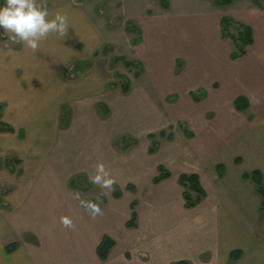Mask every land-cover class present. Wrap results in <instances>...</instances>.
Wrapping results in <instances>:
<instances>
[{"label": "crops", "instance_id": "crops-1", "mask_svg": "<svg viewBox=\"0 0 264 264\" xmlns=\"http://www.w3.org/2000/svg\"><path fill=\"white\" fill-rule=\"evenodd\" d=\"M159 1L161 11L143 13L141 17L132 15L139 17L137 22L132 19L141 32L133 43L135 59L142 64L143 70L137 77L135 74L140 71L136 68L134 78L125 81L130 84L128 92L123 90V85L119 91H111L96 66L78 77L67 74L91 54L94 43L103 48L108 40L106 30L95 25L87 8L74 0H47L50 12L67 14L68 34L64 39L57 34L49 35L36 52L26 49L22 43L17 46V39L4 32L12 41L9 40L10 45L7 46L9 38L0 40L3 41V44L0 43V103L4 104L0 117V193L3 197L0 204V264H176L182 261L190 264H229L231 252L238 249L243 255L234 264H264L261 196L256 186L250 187L247 185L249 181L243 179L244 173L253 170H260L264 177V124L238 140L236 152L222 148L202 154L196 146L188 145L190 149L177 151L173 166L167 161L155 164L139 148V136L146 134L151 140L147 148L150 156L163 151V144L154 139L159 148L155 153L150 152L153 143L150 135L156 138L155 130H159L161 137H166L169 143H175L174 134H166L167 127H173L174 122L188 139L195 138L194 128L198 123H204L202 118L207 114L205 109L198 110V104L204 100L210 99L216 108H225L230 113L239 111L238 107L231 109L229 101L234 106L235 100L246 98V94L254 91L253 87L245 88L240 81L234 89L233 80L238 79V71L221 65V60L208 62L193 57L206 47L202 44V35H212L216 46L219 43L233 46L231 55L237 50L233 39L223 36L224 17L252 29L254 42L246 47L247 56L248 48L256 44L258 17L252 20L240 12L223 13L222 9L234 6L237 1H245L247 4L243 5V9L256 8L261 12L259 4H253L254 0H234L228 5H221L215 0H205L209 10L199 8L190 12L171 4L169 0ZM235 28L237 34L238 28ZM164 46H181L179 49L183 52L182 56L189 59L190 67L184 62L183 67L178 69V61L173 64L172 59L165 60L161 52ZM148 70L152 77L143 83ZM207 70L215 78H222L230 84L233 90H229V86L226 92L212 93L211 90L209 93L206 87L201 86L202 72ZM177 89L188 91L190 98L187 102L179 104ZM202 93L205 95L199 100L193 96ZM215 93L217 96L212 97L211 94ZM121 94L131 95L134 99L132 111L125 116H130L133 121L127 129L132 135L115 139L113 137L121 133L118 128L114 129L117 133L108 134L110 138H99L98 134L91 137L89 133H83L89 131L91 121L99 119L96 110L105 109L106 104L102 101L110 97L120 98ZM153 98L161 99L164 104L161 109L165 114L157 110L159 107H154L151 103ZM250 108L248 105L244 111ZM84 116L90 122L84 123ZM76 119L82 121L77 123ZM181 123L194 136H187ZM4 125L13 128V131L3 130ZM123 139L130 142L125 150L118 147V142ZM205 143L209 145V142ZM134 150L137 152L131 157L124 154ZM75 153L80 154L76 159ZM238 155L251 157L244 161ZM98 162L110 170L117 181L115 186L120 187L122 192L129 185L136 193L142 189L147 192L151 187L165 190L178 195V204L174 205V209L183 205L185 211L196 213L198 217L171 220L173 224L163 225L160 230L164 233L162 236L119 234L121 214L117 212L120 210L117 202L122 200L123 195L116 198L114 190L111 191L116 201L111 202L108 195H102L101 191L99 199L103 201V215L96 219H92L72 198L75 192L72 183L79 179L87 186L81 190L78 187L76 191L84 195L88 193L87 200L90 199V189L93 193L99 188L89 180ZM161 165L170 170L171 176L155 184L153 180ZM183 173L199 174L207 192L203 202L193 209L184 206L183 188L179 184ZM223 197L235 204L244 222H239L226 210ZM135 200L138 201V226H126L130 212L125 222V228L130 231L141 227V203ZM129 208L131 211V204ZM64 215L73 219L74 229H65L60 225V217ZM248 221L253 223L250 230L245 227L249 225ZM255 226H260L261 231L253 229ZM105 235L114 239L115 246L108 259L102 260L97 250ZM242 235L245 240H241ZM234 236L240 241L233 242L231 239Z\"/></svg>", "mask_w": 264, "mask_h": 264}, {"label": "rangeland", "instance_id": "rangeland-1", "mask_svg": "<svg viewBox=\"0 0 264 264\" xmlns=\"http://www.w3.org/2000/svg\"><path fill=\"white\" fill-rule=\"evenodd\" d=\"M0 0V6H1ZM76 4L81 5L82 7L87 8V10L92 14L93 18L92 21L95 25H98L101 28H104L106 30L107 35V43L106 45L101 48L100 44L94 43L95 46H93V51L88 57H85L80 62H89L91 65L89 68H87L85 71L90 69L93 66H96V69H98L102 75L105 77L109 84V89L112 90H120L121 85H125V82L127 79H133L135 71L137 70L135 67L128 68L124 64L123 60L117 61L116 58H126V60H132L136 61V49L135 44L133 43L134 40L137 38V34H131L127 31V26L130 22H137L139 20V17L144 13H157L160 7V1L159 0H74ZM171 4H175L176 6H179L182 9H185L190 12H194L199 10V8H203V10H209L210 8L207 7V3L205 0H169ZM253 2V1H251ZM247 4L245 1H237L234 3V6L224 7L222 9L223 13H229L232 11L240 12V14L245 15L247 18H250L252 20H258V29L255 30L256 32V44L252 48H248V55L244 58H240L238 60L232 61V58L230 57L231 51L234 48L230 44H221L219 43L218 46L214 44L213 36L212 35H202V44L206 45L199 54L193 57L195 60H206L208 62H212L217 59L222 61L221 65H226L227 68H234L236 71H238L240 74L238 79L233 80L234 81V89L238 85V83L241 81L243 87H253V92L248 95L245 99L249 102V106L251 107L249 110L240 112L234 111V113H230L228 110H225V108L219 107L216 108L214 104H211V100H204L203 102L198 104V110L199 109H205L207 111V114L203 115L202 121L204 123H198L199 125L195 127L194 131L196 133L195 138L188 139L183 131L178 127L177 123L174 122L173 127H167L166 134H174L175 137V143H169L166 139V137H161L159 134V130H155L156 132V140L159 141L161 144H163V151L156 153L154 156H150V153H148L147 148L151 144V140L148 139L147 135L139 136L140 143L139 148L141 153L149 160H154L155 164L161 161H167L172 166L175 165L176 162V156L178 150H188L190 149L188 145L196 146V150H199V153H207V150H216V149H222V148H229L232 151H237V148L235 145L237 144L238 140H241V138L244 135H248L249 131H251L253 128L261 126L264 124V0H259V2L253 4H259L257 5L261 12H258L256 8H242L243 5ZM252 4V3H251ZM241 7V8H240ZM161 11V10H159ZM132 15H138L133 16ZM166 16V15H164ZM162 18H165V17ZM260 16V19H259ZM133 19V21H132ZM236 28L234 25L231 26V32L236 34ZM186 37V36H183ZM9 38L7 42L12 39ZM187 38H189L187 36ZM3 41H0L1 44ZM7 46L10 45L8 42L6 44ZM16 45H20V42L17 40ZM182 49H186L183 45ZM181 46H178V48H174L172 46H164L163 49H161V52L164 54V59H172L173 64L176 63L178 60L181 62H187L188 67H190L189 59L185 56H182V50L179 49ZM98 48L97 51H95ZM101 48V49H100ZM108 48V52H104V49ZM187 52V49L185 50ZM177 55V57H175ZM179 57V58H178ZM234 60V59H233ZM249 62V63H248ZM79 63V62H78ZM233 63V64H230ZM248 63V64H247ZM85 71L76 74L74 72V67L71 68L67 74L73 77H78L81 74H83ZM75 74H74V73ZM143 83L148 82L149 77L151 76V71H147L145 73ZM197 76L199 74L197 73ZM202 87H206L207 91L210 93L212 90V93L215 92H222L229 88V90H233V87H231L230 84L226 83L222 78H215L210 70H207L206 72H202ZM210 81V82H208ZM217 81V83H216ZM208 83V84H206ZM216 85L214 86V84ZM153 89V88H152ZM194 90V89H193ZM177 92L180 95V102L179 104H183V102H187L188 97V91H184V89L179 90L177 89ZM226 92V91H225ZM243 93L242 95H244ZM199 95V93H197ZM210 95V94H209ZM214 96H217V94H211ZM210 95V96H211ZM209 96V97H210ZM211 98V97H210ZM121 99V100H119ZM163 100V99H162ZM154 104V107L157 108L161 113L162 111L161 107H163V102L160 100H157V98H153L151 100ZM105 103L104 107L105 109L100 108L96 110L97 116L99 119L97 121H91L92 126L91 128L88 127V132L83 133H89V136L98 134L99 138H110L108 134H111V132L117 133L115 130L118 128L121 130V133H117L115 135V139L122 138V136H130L132 133L128 131L131 117L127 116L129 112L132 111V105L134 104V99L131 97V95H123L121 94L120 98H113L110 97L109 99H105L102 101ZM109 106L112 108L109 110L107 107ZM229 106L232 109L233 106L232 101H229ZM4 104L0 103V117H1V110H3ZM107 109V112L105 111ZM110 113V114H109ZM165 114V113H164ZM110 115V116H109ZM102 116H107V118H103ZM165 115H163L164 117ZM68 117V116H67ZM66 117V119H68ZM77 117V116H76ZM207 117V118H206ZM77 120V119H76ZM176 120V119H174ZM79 121H82L81 119L77 120V123ZM90 120L86 119L84 116V123ZM133 122V121H131ZM129 124V125H128ZM115 125V128L114 126ZM207 125V126H206ZM115 129V130H114ZM78 133V132H77ZM76 134V133H75ZM165 134V135H166ZM93 137V136H91ZM126 138V137H124ZM131 138V137H130ZM79 140V139H77ZM187 140H191L190 142H187ZM81 140H79L80 142ZM118 141V140H117ZM129 140H121L120 144H118V147H121L122 150H125L128 146ZM205 142H209V145L206 146ZM204 145V146H203ZM216 145V146H215ZM80 149V147L78 148ZM213 149V150H212ZM81 150V149H80ZM79 150V151H80ZM75 152V150H74ZM137 151H129L127 153H124L127 155V157L133 156ZM80 156L79 153L74 154V158H78ZM243 157L244 161L249 160L251 157L250 155H238ZM238 158V157H237ZM2 166L0 165V168ZM247 185H251L253 188H255V184L252 181H249ZM73 189L75 192L76 189L79 187L80 190L82 187L87 186L82 180H77L72 183ZM250 186V187H251ZM147 192H144L143 189L138 193H132L124 188L123 197L121 201H118L119 208L117 212L121 214V224L120 228L121 230L118 231V233H122L124 235L132 234L134 236H141V235H158L162 236L164 233L160 232V230L163 228V225H171V220H181V219H189V218H197L198 215L196 213H189L184 210L183 205H179L177 208L174 209V205L178 204V195L173 193H168L165 190L157 189L154 187L149 188ZM153 189V190H152ZM79 190V191H80ZM93 191V190H92ZM103 191L101 188L94 189V192L91 193L90 189V199L91 201L98 200L100 203V206H104L103 201L99 199V194ZM173 192V191H171ZM81 194V198L84 200L85 197H88ZM109 200L111 202H116L112 196V193H109L108 196ZM98 198V199H97ZM224 198V206L227 208L226 210L229 211V213L236 218V220H239V222H244L242 216L240 215V211L237 209L235 204L225 198ZM1 199H3L2 194L0 193V204ZM94 199V200H93ZM135 199H138L140 201V223L141 227L138 230L130 231L125 228V222L129 219L130 214V208L129 205L131 202ZM122 202V204H121ZM124 204V205H123ZM123 207V208H122ZM120 217V216H119ZM246 223H241V225H248L245 227H248L250 230V226L253 225L251 221H248ZM253 229L257 231H261L260 226H255ZM233 242H239V238L237 236H234V239H231ZM241 240H245L244 236H241ZM230 263V262H229Z\"/></svg>", "mask_w": 264, "mask_h": 264}, {"label": "trees", "instance_id": "trees-1", "mask_svg": "<svg viewBox=\"0 0 264 264\" xmlns=\"http://www.w3.org/2000/svg\"><path fill=\"white\" fill-rule=\"evenodd\" d=\"M165 1V0H162ZM218 4L221 5H228L232 3L234 0H215ZM255 2H259V0H254ZM5 0L1 1V6L4 5ZM235 25L238 28V33L233 34L231 32V26ZM222 27H223V36L224 37H230L233 39L235 42L237 50L232 53L231 58L236 60L239 58H242L246 55V47L248 45L253 44V31L249 26L242 25V24H237L235 23L230 17H224L222 20ZM127 31L130 33H141L139 28L134 22H130L127 26ZM7 36L4 33L3 29H0V40H6ZM108 48L104 49V52H108ZM115 60L120 61L123 60L124 64L128 68L135 67L139 69L140 72H136V76L138 77L140 73L143 70L142 64L139 61H132V60H126V58H116ZM89 62H79L74 66V72L76 74H79L83 71H85L87 68L90 67ZM178 69L183 67V62L178 60L177 63ZM73 72V73H74ZM75 74V73H74ZM130 87V84L127 82L125 85H123V90L125 92H128ZM204 93H202L200 96L193 95L196 100H199L204 97ZM235 105L238 107L240 110H245L248 108V101L244 97H238L235 100ZM107 111V109H106ZM66 118V117H65ZM180 126L182 129H184L185 133L187 136H194L192 132H190L187 127L184 125V123H181ZM3 130H9L13 131V128L9 126H3ZM173 136H170L172 138ZM150 138L153 139L152 147L150 148L151 153H155L157 149L159 148V144L154 140L155 135H150ZM171 176L170 170L161 165L158 168V174L155 176L153 182L155 184H159L163 180L169 178ZM243 179L245 181H252L255 186L258 194L261 196V210L264 211V177L261 173L260 170H253L252 172L249 173H244L243 174ZM179 184L183 188V198L185 201V208L186 209H193L199 206L203 200L207 197V192L205 188L202 185L201 182V177L197 173H183L181 174L179 178ZM127 190L135 192L134 188L132 185H129L127 187ZM123 195L122 189L118 186H115L114 188V196L116 198H121ZM138 201L133 200L131 203V217L129 221L126 223V226L128 228H136L138 226V219H139V214H138ZM115 246V241L112 239L109 235H105L103 237L102 242L98 246V255L102 260H107L109 257V254L113 247ZM9 250L12 251V248H9ZM243 255L242 250H234L230 254V263L229 264H234L237 262L241 256ZM176 264H190L189 262L182 261L178 262Z\"/></svg>", "mask_w": 264, "mask_h": 264}, {"label": "clouds", "instance_id": "clouds-1", "mask_svg": "<svg viewBox=\"0 0 264 264\" xmlns=\"http://www.w3.org/2000/svg\"><path fill=\"white\" fill-rule=\"evenodd\" d=\"M68 28L67 14L61 11L50 12L47 0H5L4 5L0 6V29L33 52H36L41 42L51 34H57L64 39ZM89 180L104 190L102 195H108L117 183L102 162L95 165ZM72 198L79 202L80 207L92 219L103 215L99 202L82 199L78 191L72 193ZM59 223L65 229L75 228L73 219L67 215L61 216Z\"/></svg>", "mask_w": 264, "mask_h": 264}]
</instances>
